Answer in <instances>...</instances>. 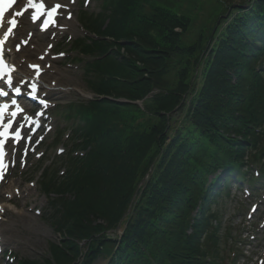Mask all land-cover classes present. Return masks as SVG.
Here are the masks:
<instances>
[{
    "label": "trees",
    "instance_id": "1",
    "mask_svg": "<svg viewBox=\"0 0 264 264\" xmlns=\"http://www.w3.org/2000/svg\"><path fill=\"white\" fill-rule=\"evenodd\" d=\"M248 1L218 0L197 28L176 0L82 14L98 37L76 42L97 95L73 109V149L87 152L43 170L61 239L21 264H221L212 204L250 152L264 156V0Z\"/></svg>",
    "mask_w": 264,
    "mask_h": 264
},
{
    "label": "rangeland",
    "instance_id": "2",
    "mask_svg": "<svg viewBox=\"0 0 264 264\" xmlns=\"http://www.w3.org/2000/svg\"><path fill=\"white\" fill-rule=\"evenodd\" d=\"M58 1L71 6L70 12L73 13V18L71 20L63 18L68 28L60 32L54 42L55 49L53 52L57 55H48L45 57L44 62H42L47 68V72L42 79L49 87L53 85L54 87H63V89L54 91L53 96L52 92L50 95L57 106H66L72 102L85 101L94 97L88 81L83 78L81 67L83 63L78 61V54L70 51V48L71 42L75 38L85 34L78 21L81 10L99 12L101 0H90L88 4L84 3V0H76L73 6L70 5V0ZM176 1L179 5L178 7H181L183 12L195 16V28L208 19L211 12L217 8L218 3V0ZM219 1H233L242 7H246L250 2L248 0ZM32 28V26H28L27 29L21 32L20 37L25 36L27 31L33 30ZM36 35L33 39L38 38L39 47L33 51V54H44L47 44L51 41V33L42 36ZM61 35L65 38L63 43ZM25 50L17 55L21 63L27 56L24 53ZM28 50L31 51L30 45L29 48L27 47ZM62 52H65V57L59 55ZM53 115L55 129L49 133L45 142L38 147V155H31L23 168L16 167L12 170L1 186L0 235L3 238L1 248L4 249L3 255L11 252L16 257L14 264H17L18 261L26 262L29 260L43 262L51 258L50 244L58 243L61 239V235L44 218V215L49 213L48 195L44 193L40 184L42 180V168L53 164L59 156L57 154L59 148L68 149L67 145L63 144V139L57 146L53 145L52 142L57 130L64 128L70 122L56 115L55 112H53ZM42 153L43 156L39 159ZM54 167L55 174L57 172L59 176V170L61 174L63 172L62 168H64L62 163L58 162ZM255 201L259 203V210L255 213L254 218L249 219L247 218V212L252 202ZM218 202L212 208H218L221 211L222 229L220 233L224 235L225 241L222 240V246L225 247V256L228 257L225 259L224 264H231L229 257L231 255V248H235V251L238 252L234 264H257L256 260L261 256L262 247L264 246V229L259 226L261 221L264 220L263 198L260 195L256 200L254 198L248 199L243 191L236 193L233 189L229 198H226L223 202ZM238 230H240L239 233ZM110 235L115 236L113 233H110ZM226 236H230V238L225 239ZM260 245L262 246L260 247ZM223 250L220 253L221 256L224 255ZM4 258V256L0 258V264H6L7 260H4ZM95 264H104V261H96Z\"/></svg>",
    "mask_w": 264,
    "mask_h": 264
},
{
    "label": "snow or ice",
    "instance_id": "3",
    "mask_svg": "<svg viewBox=\"0 0 264 264\" xmlns=\"http://www.w3.org/2000/svg\"><path fill=\"white\" fill-rule=\"evenodd\" d=\"M14 0H0V19L3 18V15H4V12L10 8L13 4ZM74 2V0H73ZM29 6L36 9L37 10V13L36 14H33L32 15V20L35 21L36 19L39 18V14H42L41 10H47L45 9V6L43 3H36L35 0H29ZM61 7V5L57 4L55 5L53 8H51V10H48V17H49V20H51L52 23H54L55 21L52 20L51 18L53 17V15L57 12V9H59ZM24 10H27L26 8ZM16 16H22L23 15V11H20V12H16L15 13ZM69 18H70V14H69ZM49 21H45V27H47V24H48ZM10 25L12 26H15L16 24V20L13 19L11 21L8 22ZM12 32V28L9 27L8 28V33H11ZM5 39H7V34L5 35ZM4 43L3 40H0V45H2ZM24 43H27V41H24ZM41 59H43V57H41ZM31 67L35 68L37 70V76H39V66L38 65H31ZM4 69V65H3V61L2 59H0V75L3 74V70ZM8 84L9 86H11V77L9 76L8 77ZM31 88H32V92L30 93V95L33 96V98H35V94H36V83L33 82L32 85H31ZM15 91L17 93L20 92V88L17 87L15 89ZM0 95H7V93L3 92L2 90H0ZM41 103L45 104L46 106V101H41ZM12 104H16V101L13 100L12 101ZM8 107V105H4L3 108H0V117H2L3 115V110L6 109ZM17 109L19 112H23V109H21L19 107V105H17ZM13 117H15L17 115V112H12L11 114ZM26 119H28L29 121H31L32 124H37L38 121L34 120L33 118L31 117H25ZM11 127V121L9 122L8 125L4 126V131L0 132V136H4L5 133L8 131V129ZM21 128H23V125L20 126ZM14 138L19 140V139H22L23 137L21 136L20 134V130H17V132L14 134ZM29 141H31V137H28ZM0 156H2V153H0ZM3 167H5V165H3L2 163H0V169H2ZM0 175H2V173H0Z\"/></svg>",
    "mask_w": 264,
    "mask_h": 264
},
{
    "label": "bare ground",
    "instance_id": "4",
    "mask_svg": "<svg viewBox=\"0 0 264 264\" xmlns=\"http://www.w3.org/2000/svg\"><path fill=\"white\" fill-rule=\"evenodd\" d=\"M36 2V1H35ZM29 5V0H21V2L20 3H18V6L16 7V9H15V11H19V10H23V9H25L27 6ZM24 23H25V21L23 20V18L21 19V27H22V29H21V31L23 30V29H26V27H25V25H24ZM12 43H13V40L11 41V42H9V44H8V47H7V50H8V52H9V58L11 59V61L13 62V64L15 65H19V62H20V60H19V58H17V55L15 54V52L13 51V45H12ZM34 44L36 45V46H38L39 47V42H38V39L34 42ZM28 57H30L33 53H32V51H25L24 52ZM24 54V55H25ZM20 69H21V67H20ZM18 70V69H17ZM27 70H25V68L23 69V70H18V72L20 73L21 72V74H26L27 72H26ZM23 77V76H22ZM21 77V78H22ZM21 78H19L20 80H21ZM24 78V77H23ZM25 79V78H24Z\"/></svg>",
    "mask_w": 264,
    "mask_h": 264
}]
</instances>
